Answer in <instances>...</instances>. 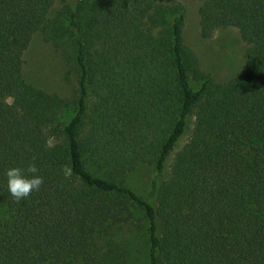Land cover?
Returning <instances> with one entry per match:
<instances>
[{"label":"trees","instance_id":"1","mask_svg":"<svg viewBox=\"0 0 264 264\" xmlns=\"http://www.w3.org/2000/svg\"><path fill=\"white\" fill-rule=\"evenodd\" d=\"M160 1L0 0V264H133L141 233L148 264H264V0ZM196 9L203 38L238 29L245 75L204 72ZM36 35L71 97L29 82ZM30 164L44 183L17 203L6 171ZM140 166L144 193L125 184Z\"/></svg>","mask_w":264,"mask_h":264},{"label":"rangeland","instance_id":"2","mask_svg":"<svg viewBox=\"0 0 264 264\" xmlns=\"http://www.w3.org/2000/svg\"><path fill=\"white\" fill-rule=\"evenodd\" d=\"M177 2L192 4L188 0H162L160 4L167 6ZM185 39L186 44L199 56L204 72L213 76L216 81L223 83L247 73L245 59L247 46L242 42L238 29L234 27L219 28L209 37L203 38L196 9L187 19ZM64 71L65 66L53 44L46 41L42 35H36L26 53L25 73L29 82L51 93L59 94L61 97H71L75 91V83L64 78ZM197 84L193 82L195 88L198 87ZM11 105L12 100L3 102L5 110H9ZM67 116L69 119L71 115L67 114ZM188 137H184L179 142L177 151L181 150L187 143ZM152 176L151 167L140 166L127 176L125 184L138 193H144ZM132 221L133 226L145 229L146 223L142 212L136 211ZM140 235L142 237L134 242L130 239L122 240L121 246L126 251L129 250L131 253L129 259L133 264H148L149 243L144 233ZM124 237L129 238L131 234H124Z\"/></svg>","mask_w":264,"mask_h":264},{"label":"clouds","instance_id":"3","mask_svg":"<svg viewBox=\"0 0 264 264\" xmlns=\"http://www.w3.org/2000/svg\"><path fill=\"white\" fill-rule=\"evenodd\" d=\"M39 168L30 164L26 169L11 167L6 171L7 188L13 200L19 203L26 200L33 192H38L44 183Z\"/></svg>","mask_w":264,"mask_h":264}]
</instances>
